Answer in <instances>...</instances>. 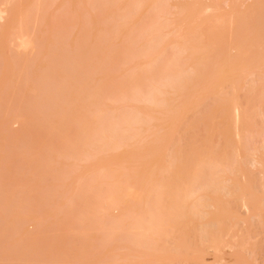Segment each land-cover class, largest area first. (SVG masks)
<instances>
[{
	"label": "rangeland",
	"instance_id": "374dc122",
	"mask_svg": "<svg viewBox=\"0 0 264 264\" xmlns=\"http://www.w3.org/2000/svg\"><path fill=\"white\" fill-rule=\"evenodd\" d=\"M255 2L0 0V264H264Z\"/></svg>",
	"mask_w": 264,
	"mask_h": 264
},
{
	"label": "bare ground",
	"instance_id": "6f19581e",
	"mask_svg": "<svg viewBox=\"0 0 264 264\" xmlns=\"http://www.w3.org/2000/svg\"><path fill=\"white\" fill-rule=\"evenodd\" d=\"M258 1V0H257ZM253 10H254V13L255 14H257V15H259V13H264V3H260V2H255L254 4H253ZM2 13V12H1ZM0 13V14H1ZM1 17H4V16H1L0 15V18ZM260 22L256 25V27H257V30H259V31H262V29H263V32H264V27H262V26H264V15H263V18H261L260 20H259ZM262 28V29H261ZM28 42H26V43H24L25 45L27 44ZM23 44V45H24ZM29 44V43H28ZM187 45V44H186ZM184 46V45H183ZM26 47H27V45H26ZM187 47V46H186ZM166 79V78H165ZM179 80V79H178ZM162 81V80H161ZM171 81V80H170ZM184 83V82H183ZM171 85V84H170ZM174 85V84H173ZM163 86V85H162ZM172 86V85H171ZM183 87V86H182ZM164 94V93H163ZM152 97V96H151ZM147 99V98H146ZM161 99V98H160ZM157 100V99H156ZM224 155V154H223ZM220 157V156H219ZM223 158V162H224V157H222ZM221 159V158H220ZM221 161H222V159H221ZM220 161V162H221ZM226 161V160H225ZM212 162H213V160H212ZM218 163V162H217ZM212 164V163H211ZM216 165H218V164H216ZM223 165V164H222ZM225 165H226V163H225ZM209 166H210V164H209ZM213 166H215V165H213ZM211 168H212V166H211ZM215 169H217V166H216V168ZM220 169V168H219ZM213 171V170H212ZM193 178V177H192ZM199 179V178H198ZM231 179V178H230ZM230 181V180H229ZM229 181H227V183H229ZM201 182V181H200ZM230 184V183H229ZM196 185V184H195ZM211 185V184H210ZM232 185V184H231ZM207 185H204V190L206 189L205 187H206ZM202 187H203V185H202ZM209 187V186H208ZM207 187V188H208ZM211 187V186H210ZM209 187V188H210ZM218 187V186H217ZM216 187V188H217ZM190 188H192V187H190ZM216 188H214L213 189V191L212 192H214V190L216 189ZM225 188H227V185H226V187ZM159 189V188H158ZM160 189H161V187H160ZM198 189V188H197ZM196 189V190H197ZM200 189H201V187H200ZM210 189H212V188H210ZM219 189V188H218ZM193 190H194V188H193ZM203 190V191H204ZM206 190H209V189H206ZM226 190H229V187L226 189ZM199 191H201V190H199ZM199 191H197L198 193L197 194H199ZM202 191V192H203ZM230 191V190H229ZM181 192H182V190H181ZM190 190H189V193H188V191L187 192H185L186 194L188 193V195L190 194ZM194 192V191H193ZM205 192H207V191H205ZM205 192H203V193H205ZM216 192V191H215ZM192 193V192H191ZM231 193H232V191H231ZM161 194V193H160ZM194 194V193H193ZM196 194V195H197ZM181 195V194H180ZM187 195V196H188ZM192 195V194H191ZM190 195V196H191ZM196 195H195V197H196ZM205 195V194H204ZM207 195V194H206ZM185 196V195H184ZM194 196V195H193ZM199 196V195H198ZM208 196V195H207ZM182 198H184V197H182ZM199 198V197H198ZM202 198V197H201ZM190 199H192V198H190ZM211 199V198H210ZM182 200V199H181ZM194 199H192V201H193ZM205 200V199H204ZM201 202V201H200ZM207 202H209L208 200H207ZM185 203V202H184ZM194 203V202H193ZM191 204L192 206L194 205V204ZM196 203H198V202H196ZM202 203H203V201H202ZM204 204V203H203ZM209 204V203H208ZM212 204V203H211ZM210 204V205H211ZM206 205V204H205ZM213 205V204H212ZM172 206V205H171ZM199 206H200V204H199ZM202 206V205H201ZM163 207V206H162ZM165 210V209H164ZM170 211V210H169ZM184 214V213H183ZM161 218V217H160ZM159 220V219H158ZM148 224V223H147ZM158 224V223H157ZM152 226V225H151ZM153 227V226H152ZM154 228H155V226H154ZM153 229V228H152ZM157 229V228H156ZM156 229H154L155 231H156ZM141 230H143V229H141ZM158 230V229H157ZM147 233V232H146ZM156 233V232H155ZM145 238V237H144Z\"/></svg>",
	"mask_w": 264,
	"mask_h": 264
}]
</instances>
